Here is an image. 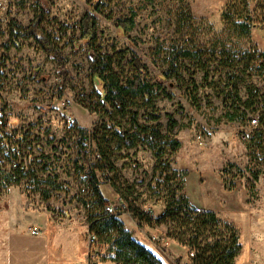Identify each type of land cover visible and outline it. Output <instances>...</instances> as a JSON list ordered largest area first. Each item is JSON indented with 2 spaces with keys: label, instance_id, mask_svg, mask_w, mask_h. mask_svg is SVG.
<instances>
[{
  "label": "rangeland",
  "instance_id": "374dc122",
  "mask_svg": "<svg viewBox=\"0 0 264 264\" xmlns=\"http://www.w3.org/2000/svg\"><path fill=\"white\" fill-rule=\"evenodd\" d=\"M36 2L0 0V110L12 126L27 135L26 147L36 176L23 178L17 184L4 183L0 177L1 256L6 223L3 215L9 211L10 188L18 187L27 201L48 212L50 221L56 224L58 229L52 239L59 243L62 255L67 258L60 264L84 262L89 248L88 211L99 207L92 197L90 177L78 167L84 170L89 166L101 167L94 161V151L103 149L106 157L101 165L109 168L111 179L99 177L100 194L118 206L120 197L112 187L115 182L124 190L126 204L132 202L143 210L153 206L154 218H159L165 210L161 198L166 194L165 189L172 186L165 179L170 174L168 166L177 171H197L204 187L213 176L227 191L237 186L245 188L250 216L245 230L236 224L242 244L236 263L264 264V136L260 147L240 139L244 132L251 133L253 139L256 126L253 120L258 124L262 118L264 123V57L260 58L264 54V0H103V13L97 15V46L101 54L112 56L113 68L121 77L131 74L127 65L130 57L121 58L127 49L137 53L153 79L169 70V55L176 46L207 52L224 48L231 58L237 56L232 69L213 61L207 80L203 71L186 61L195 72L198 85L193 103L187 93L190 75L184 71V83L175 79L166 83V90L174 94L173 99L159 95L152 107L140 109L139 124H160L164 134L168 131L170 115L177 123L172 139H177L181 146L175 153L165 150L163 165L159 167L161 171L164 167L166 172L159 178L153 177L156 160L146 143L138 139L137 145L130 148L129 140L123 139L126 133L136 135L130 118L108 115L94 93L89 59L79 41V22L89 9L90 0H41L50 12L44 26L54 34L67 59L69 74L65 86L55 62L33 40L20 38V49L12 46L7 49L10 23L16 21L26 29L34 17ZM226 5L231 7L233 15L238 9L239 12L246 10L245 14L253 18L256 27L249 36H240L234 28L226 26L222 19ZM183 9L189 10L192 20L186 24L185 33L177 35ZM132 13L136 14V25L122 34L118 21L129 18ZM232 76L240 80L242 101L253 102L252 107L235 101L233 82L229 79ZM93 108L96 110L91 111ZM144 113L160 119L147 123L142 118ZM230 114L235 115V120H230ZM73 125L91 137L90 153L86 154L78 146L76 135H66L67 128ZM226 186L234 189L228 190ZM118 213L133 238L149 250L157 251L156 257L165 264H174L180 257L187 259L188 249L176 241L166 237L154 241V237L165 233L167 226L160 224L151 228L140 225L132 215L119 210Z\"/></svg>",
  "mask_w": 264,
  "mask_h": 264
},
{
  "label": "trees",
  "instance_id": "16d2710c",
  "mask_svg": "<svg viewBox=\"0 0 264 264\" xmlns=\"http://www.w3.org/2000/svg\"><path fill=\"white\" fill-rule=\"evenodd\" d=\"M103 5V0H90L89 9L79 22L80 48L84 49L89 59L90 76L92 78L94 93L97 96L98 103L103 104V108L108 115L111 116L114 113L120 117L130 118L131 129L136 131V135L129 136L126 133L123 139L129 140L128 146L130 148L137 145L138 139H142L146 143L156 160L153 177L159 178L162 173L166 172L163 170L164 167L162 171L159 167L163 165L165 150L167 149L171 153H175L181 146V143L177 139H172L177 123L170 115L168 131L164 134L161 132L160 124H139L140 109L152 107L159 95L173 99L174 94L166 90V83H169L172 79L184 83V71H187L190 75L187 93L189 101L193 103V94L198 90V85L195 80V72L191 71L186 61H190L194 67L203 71L205 80H207L210 73V65L213 61L220 62L224 68L232 69L235 68L237 56L231 58L224 48H221L219 52H207L201 48L176 46L169 55V70L160 74L158 79H153L150 77L147 65L142 62L137 53L133 49H127L121 53V58L124 55L130 57L127 65L130 68L131 74L121 77V74L113 68L112 56L101 54L99 52L100 48L97 46V15L103 13ZM244 7L247 10V2H245ZM246 10L239 12L238 9L233 15L231 7L226 5L222 16L226 26L234 28V32L240 36H249L251 30L256 27L253 18L249 14H245ZM49 14L50 12L46 10L45 4L41 0H38L36 2L34 17L26 29H22L16 21H12L9 26L10 46H7V49L11 46L20 49V38L33 40L41 51L55 62L65 86L69 74L67 59L54 34L50 33L44 26ZM135 19L136 14L132 13L129 18L119 20L117 25L120 32L125 34L133 30L136 25ZM191 20L192 17L189 10H181L176 30L177 35L185 33L186 24L190 23ZM262 57H264V54L260 56V58ZM250 59L252 61V58ZM229 79L233 82L235 101L243 103L247 107H252L254 105L253 102H243L239 96L238 84L240 80L235 79L234 76ZM95 110L96 108H93L91 111ZM255 111L257 110H253V112ZM142 118L147 123L158 122L160 119L159 116L149 113H144ZM230 120H235L234 114H230ZM263 127L264 123L261 118L255 126V136L253 139L250 137L248 143L254 142V147L263 145ZM24 135L26 140L27 135ZM66 135L68 137L76 135L78 146L86 154L88 152L86 147L82 145V140L83 138H88L91 151L93 150L91 137L86 134L84 129L73 125L67 128ZM94 153L100 156V159L94 158V161L101 167L89 166L87 170H84V167L80 166L78 170L81 173L84 171L87 177H90L92 197L96 200L99 207L98 210L88 211V220L90 224L89 232L97 238V248L101 262H111L114 264H165L146 247L134 240L132 233L125 228L124 223L120 220L119 216L121 213H118L119 210L130 213L140 225H147L151 228L160 224L167 226L164 233L166 239L174 240L187 248V256H189L190 252L195 253L193 258H189L191 264H236L242 250L239 228L234 222L221 220L217 213L198 210L191 204L185 193V179L188 171H177L172 170L169 166L167 167L170 174H166L165 179L172 186H168L165 189L166 194L161 198L162 205L165 207L164 216L154 218L136 204L132 202L126 204L124 190L115 182L112 183V187L120 197V200L126 205V210L117 209L115 214L110 215L107 213L106 208L111 203L100 194L98 182L99 177L110 180L111 171L106 166L101 165L104 161L103 157H106L103 149L94 151ZM113 169L115 170V168ZM0 177H2L4 183L14 182L17 184L23 178L30 177L35 179L36 176L30 162L29 169L26 172L18 170L12 173L0 174ZM254 178L257 179V174L254 175ZM51 185L55 186L53 183ZM227 188L228 190L234 189L233 186H226ZM55 189H60V187H55ZM85 205L87 207V204ZM180 260H182V257H180Z\"/></svg>",
  "mask_w": 264,
  "mask_h": 264
},
{
  "label": "crops",
  "instance_id": "0c3cea01",
  "mask_svg": "<svg viewBox=\"0 0 264 264\" xmlns=\"http://www.w3.org/2000/svg\"><path fill=\"white\" fill-rule=\"evenodd\" d=\"M210 179L204 187L197 171L188 172L185 193L191 204L198 210L213 211L218 216L230 219L245 230V222L250 216L246 208L247 190L237 186L234 190L227 191L221 181L213 176ZM10 194L12 196L8 202L9 211L3 215V221L6 223L3 225V255L0 254V264H60L61 261H67L62 255L64 252L59 243L52 239L58 228L50 221L48 212L33 206L21 195L18 187H11ZM28 203L31 206H27ZM33 230L39 234L33 235ZM138 243L147 248L143 242ZM149 251L157 256V251Z\"/></svg>",
  "mask_w": 264,
  "mask_h": 264
},
{
  "label": "built area",
  "instance_id": "2783aa9c",
  "mask_svg": "<svg viewBox=\"0 0 264 264\" xmlns=\"http://www.w3.org/2000/svg\"><path fill=\"white\" fill-rule=\"evenodd\" d=\"M70 103V101H68ZM253 123L257 125V121L253 120ZM249 132L241 134L240 139L244 142H248L250 139ZM82 145L86 147L88 153L91 151L90 141L88 138H83ZM30 152L27 150L25 135L20 128L14 127L5 117V114L0 110V174L12 173L18 170L27 171L31 162ZM94 158L100 159V156L94 153ZM118 206H114L112 203L107 206L106 211L108 214L113 215L117 209L126 210V205L118 200ZM150 216L155 217V208L150 206L147 210ZM128 216L131 215L127 211H124ZM165 215V211L160 212L159 217ZM33 235H38L36 230L32 231ZM154 241H161L165 239V235L161 234L158 238H153ZM195 256L194 252H190L186 260H179L176 258L174 264H191L189 258ZM100 261L99 251L97 248V238L94 234L89 233V248L86 254V259L82 264H96Z\"/></svg>",
  "mask_w": 264,
  "mask_h": 264
}]
</instances>
